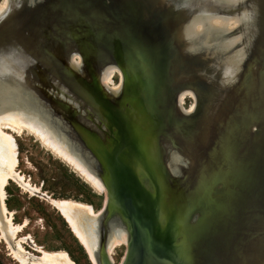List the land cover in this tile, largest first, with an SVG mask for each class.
<instances>
[{
    "label": "rangeland",
    "instance_id": "1",
    "mask_svg": "<svg viewBox=\"0 0 264 264\" xmlns=\"http://www.w3.org/2000/svg\"><path fill=\"white\" fill-rule=\"evenodd\" d=\"M24 1L25 0H20V3H17L13 0L7 10L0 14V22L11 16L18 6L24 5ZM54 1L57 2L58 0H47L44 3L42 2L41 5H47L49 3L53 5L55 4ZM185 1L186 0H169L168 2H160V0H121L120 13L123 15V19L118 18L119 21L117 22H119V26L118 23L115 24L113 21V25H103L93 29L81 28V26L78 27L77 21L75 20L82 18L81 21L85 23L87 18L93 17L92 19H98V11L100 13L102 12L101 9L96 11L94 6L96 3H100L101 0L95 2L91 8H87L85 4L74 12L65 10L66 13L64 17L62 16L58 20H60V22H67L70 26L76 24L77 26H74L76 30L74 31L77 34H71V38L73 39V36H81V39L73 42L72 40L70 41V34H61L62 29L60 28L57 32L62 39V48L66 47L64 42L65 44L70 42V45L73 44V46L82 49L69 50L78 53L74 59L80 61L82 69L85 67L86 70L93 69L94 66H92L93 64L90 62L96 63L95 71L96 69H100L104 62L119 64L121 73L115 70L111 74L112 81L106 83V86L99 84L98 76H96L94 72L86 76L84 82H82V77L75 76L78 74L73 71L68 64L69 53H67L66 57L67 65L57 60L50 64V75L53 80H51L47 86L43 80V84H40V81L33 83L25 79L26 73H23L21 76L28 85H32V88L38 89L44 98L55 105L63 107V110L70 120L72 134L73 132L76 135L78 134L77 136L78 138L80 137L85 149L89 147L95 151L98 156L103 153L99 148L90 146L84 135V131L96 138L101 146H105L108 149H115L118 157H123L125 155L128 162L120 161V164L123 166L124 170L129 172L130 176L132 175V177L136 179L143 192H153L152 189L149 188L151 185H148L147 181L151 182L150 179H153L156 180L155 183L157 184L159 173H161V170L164 168L165 181L168 183L167 197L172 204L171 212L176 209L179 214L186 211L188 202H194L195 200L199 201L201 197L197 196L198 193L203 196L212 182L215 183L222 180L223 176L227 174L226 169L229 168L230 165L233 166L237 164L240 156L235 147L232 146V137L229 136L227 131L221 132L222 136H220L217 141L219 147L213 150L212 156H216V158L217 156H223V161L217 162L216 169H212L202 175L198 187L193 188H186L180 185L181 181L185 179V175L182 177L177 176L176 178H169L166 165L161 161V153L165 154V150L167 149L168 152L169 148L167 142H164V139L160 140V136L163 134L164 137V132L169 131L176 134L181 139L182 137L175 127H184L186 124H190L189 128H192V130L194 126L198 124V129L202 130L204 127L203 120L205 115L212 109V104L216 100L217 94L222 87L233 85L239 73V71H234L224 80L223 70L221 68L214 66L210 67V62L213 63L215 60L214 54H209L207 56L203 53L188 54L181 50L174 39V35L178 20L180 18L185 19L179 14L182 8L185 9ZM233 1L234 4H232ZM254 1L256 0H231L230 6H228L229 11H237L250 4L248 9H250L253 17L258 20L262 11L261 5L264 2L262 0H257L259 3ZM1 2L2 0H0V3ZM104 13H108V11ZM225 20L226 25L230 27L227 31L228 38L240 39V34L242 33L241 26L243 25L239 24L234 14L228 16ZM97 22L100 21L98 20ZM9 25L7 23L3 25L2 30H6L10 33L12 32L11 35L4 37L5 39H12L17 36L13 34L12 31V29L16 28V26H14L15 24L12 23L11 26ZM56 27H60V25L57 24ZM250 33L254 34L255 32L251 30ZM200 36L202 35L200 34ZM256 38L257 41H259L256 49L261 50L263 47L261 34ZM232 39L230 40L231 42H236L231 45V48L234 49V51L231 52L233 55L232 58L239 61L242 60V67V65L247 63L250 52L245 53L243 56L244 52H242V48L240 47L239 55L237 49L239 46H242L243 43L242 41ZM13 41L16 47H19L20 51L22 50L23 52V49L26 48V52L24 53L32 54L30 53V49L27 48L28 44L24 39H13ZM49 46H51V44L47 43L45 48L47 49ZM145 47L149 48L151 53H148ZM256 49H253L251 52L256 51ZM83 50L86 51L91 60H88V56H86L85 53L82 54ZM235 51L237 52L235 53ZM103 58H105V61L102 62ZM141 69H143V71ZM121 74L124 79L123 84L121 83ZM239 74H241V72ZM176 76H180L181 78L179 83L174 82ZM249 77H251L250 72L245 76V80H248ZM10 87L9 81L0 78V96L10 94ZM107 90L108 92L118 91L120 93L119 95L117 93V97L113 98ZM181 90L182 92H180ZM261 92V100L264 101V87ZM128 93H131L133 97L137 98L139 103L136 104L137 102L135 99L131 100L128 97ZM178 93H183L179 105L176 103ZM193 93L196 95L197 100ZM86 94H92L96 96L98 100L94 102L89 99ZM98 101L102 104L100 113L97 107ZM152 103L155 104L154 110H151L153 109L152 106H147L149 110L147 109L148 111L145 112L140 108V106H143L145 110V104L152 105ZM171 103H173L175 107L172 106ZM88 106H92L93 111L89 110ZM84 110L85 114L81 116V112ZM176 112L185 115L180 116L179 114H175ZM95 114L100 120L96 129L100 127L102 131V133H100L102 135L95 128L76 119L77 116L78 118H84L86 121L92 122ZM95 119L97 118L95 117L94 120ZM159 124H162L163 128L154 132L152 137L145 135V132H152L153 127H157ZM76 126L79 132L76 130ZM102 126L105 127V130L102 129ZM252 129L255 130V127H252ZM162 130H164V132H161ZM13 136L17 146L18 160L15 169L37 189V191L30 192L29 190L23 189L19 183L12 179H8L4 186L5 197L3 202L5 208L13 212L12 222L19 224L27 220L25 227L18 233V236L29 235L32 242L41 246L46 251L65 252L66 255L70 257L69 259L73 264H92L86 250L82 244H80L77 237L73 235L74 233L69 228L68 223L57 209L50 204L48 197L72 200L85 204L89 206L92 211L99 213L95 217L96 220L94 219L92 221V219H88L83 223L84 226L88 224L91 225L85 226L89 238H97L98 242L95 250L99 260L103 262L105 259L107 262H110V264L111 262L112 264H121L127 248L126 243L119 241L115 243L111 247V251L108 252L106 251V242L111 240L109 237L111 234L109 218L114 216L118 217L117 219L120 220L123 227L129 231L128 220L123 208L117 207L116 210L109 212L106 203V196L108 197V195L106 194L104 197L106 192L95 190L68 162H66V160H63L51 149L47 148L41 142L40 138L38 139L37 136L27 131L26 128H23L22 133L19 135L13 133ZM140 139L143 140L142 142L144 144L150 145L152 149L155 150L151 151V156L153 157L152 166L148 159L142 155L141 149L138 147ZM167 141L170 145L175 146L173 138L167 139ZM244 147V144H241L239 149ZM239 149L238 151L240 152ZM170 154L171 156L168 157V160L176 166L175 174H177L180 170L178 165L183 162L180 154L176 153L175 150L170 151ZM181 155L188 163L190 160L189 157L182 152ZM133 162L136 163L138 168L135 167ZM92 169L95 170L93 166ZM129 174H124L123 177L126 175L129 176ZM236 180L241 185V191L235 194L231 201H229V204L226 200L228 195L224 191L223 202L229 205L227 206V210L230 209V211L234 212L235 218L238 216L240 223L246 225L253 222L256 223L264 214V163L262 162L256 171H242ZM129 187L132 193L135 186L130 184ZM154 196L151 198V204L152 208L155 209L154 218L156 219L157 227L153 225V227L156 228L153 235H155V239L157 240L156 237L163 231L162 227L160 228V222L164 216L160 214ZM256 207H258V209L259 207L261 208V213H258L260 211H257L258 209ZM142 208L146 214L144 215L143 213L144 219H149L150 215L145 212L144 206ZM247 209L252 211L247 214ZM227 210L225 209L224 212L226 213ZM216 212L220 213L221 209L216 208ZM0 214L2 217L5 215L3 212H0ZM86 222H88V224ZM211 222L208 221L206 227L209 226ZM234 222L236 223L237 221L235 220ZM103 225L105 228L102 227ZM199 239L203 240L209 247H215L217 243L214 229L213 231L207 229L202 233L200 232ZM178 240V237L173 238L172 242L169 241L170 245L173 241ZM249 240L250 239H247L246 244H248L247 242H249ZM243 241L244 240L241 239L239 242V244L242 243L243 245L237 244L236 247H246ZM11 242L14 245L16 240L13 239ZM23 246L30 253L38 255V253L33 250V246L30 242L23 243ZM181 250L183 257L185 256L184 259L188 260L187 256L189 255L187 250L184 247H181ZM245 253L247 255L240 254L244 258H248L249 255L246 250ZM172 254L171 252H169V254L167 252V255L170 257L174 255L173 258H178L177 252ZM203 256H211L208 249H199L195 254L196 259L181 264H205L198 259H204ZM0 264H19L13 258L7 242L1 236ZM208 264L210 263L208 262Z\"/></svg>",
    "mask_w": 264,
    "mask_h": 264
},
{
    "label": "bare ground",
    "instance_id": "2",
    "mask_svg": "<svg viewBox=\"0 0 264 264\" xmlns=\"http://www.w3.org/2000/svg\"><path fill=\"white\" fill-rule=\"evenodd\" d=\"M12 1L13 0H4L1 2L0 14L7 10ZM45 1L25 0L23 3L27 6V8L33 7L34 10H43V8L54 5H51L50 3L47 5H41V3H44ZM68 1L70 2V4L74 3L72 4L74 8L69 10L74 12L85 4L87 8H91L98 0ZM78 1L82 3L78 4ZM166 1L168 2L169 0H160V2ZM15 2L20 3V0H15ZM118 2L120 3L121 0H101L100 3L95 4L94 9L98 11V9H101L100 7L102 6V4L104 6L108 4L110 7H112L116 4L118 5ZM230 2L231 0H186L184 2L185 9L182 8V10L179 11V14L182 15V17L185 19L180 18L178 20V25L175 27L174 35L175 41L180 46L183 52H186L188 54L203 53L205 56L214 54L215 60L213 61V63L210 62V67L214 66L221 68L223 70L222 73L224 80L234 71H240L238 69H240L242 62V60L239 61L232 58L233 55L231 54V52H233L234 49L231 48V45L236 42H231L230 40L232 38H228L227 31L230 27L226 25L225 19L228 16H232L234 14L235 19L239 22V24L243 25L241 26L242 33L240 34V39H237L238 41H242L243 43V45L239 46V48L237 49L239 51V55L241 48L242 52H244L243 56L245 55V53H249L253 49H256V47L258 46L257 44H259V41H257L256 37L261 34V27L257 25V19L253 17L250 9H248L250 4L244 6L240 10L230 12L228 7L230 6ZM232 4H234V1L232 2ZM98 14L99 16H97L100 18L101 13L99 11ZM119 17L120 19H123V15H121V13ZM251 30H254L255 33L251 34ZM200 34L202 36H200ZM13 39L20 38L18 36H15L12 39H5L4 37L0 39V78L2 80L9 81L11 85L10 94H4L0 96V212L5 213L3 217L0 214V236L3 237L7 242L13 258L19 264H73L69 259L70 257H68L65 252L46 251L41 246L36 245L34 242H32L29 235L18 236V233L25 227L27 220H24L19 224L13 223V212L8 211L5 208L3 202L5 197L4 186L6 185L8 179L16 181L23 187V189L29 190L30 192L37 191V189H35L30 184V182L23 178V176L20 175V173L15 169L18 160L17 146L13 133H17L19 135L20 133H22L23 128H26L27 131L32 132L34 136L38 137V139L40 138L41 142L47 148L51 149L63 160H66V162H68L71 167L76 172H78V174L81 175L95 190H102L106 192V194L108 195V197L106 196V203L109 212L116 210L117 207L123 208V211H125L126 218L128 220L129 231H127L123 227V225L120 223V220L117 219L118 217L114 216L112 218H109L111 227V234L109 235V237L111 240H108V242H106V251L108 252L111 251V247L115 243L119 241L126 243L127 248L121 264H130V262L134 259L132 252L134 228L131 214L124 204V198L130 202L134 219L141 229V235L144 239V242H142V244H144L145 253L160 255L167 254V252L168 254L169 252H171V254H175V252L178 251V258L180 259L183 256L182 250L181 248H179L177 251H174L169 248L170 242H172L173 238L169 237L170 235L166 233V231L163 230L160 235L156 237L157 240L155 239V235H153L156 230V228L153 227V225H156V219L154 218L155 209L152 208L151 198H153L154 196L155 187H153L152 185L149 187L153 192H143L136 179L133 178L132 175L130 176L129 172L127 170H124L123 166L120 164V161L128 162L126 156L124 155L123 157H118L115 149H108L105 146H101L96 138H94L91 134L87 133L83 129H80L84 131V135L86 136L90 146L99 148L103 152L100 156H98L95 151L90 149L86 144L89 149H86V151L91 155V159L86 161V152L85 150H82L80 152V150L77 148L79 147V143L72 136V126L68 115L63 110V107L60 105H55L51 101L44 98V96L38 89L32 88V85H28L21 77L23 73H26V76L24 77L25 79L32 81L33 83L36 81H40V84H43V80L47 85L51 80H53L50 72L45 70L41 73V78L36 75L34 76V73L39 74V72L42 71V67H36V63L32 61V56L38 58L39 55L24 53L26 52V48L23 49V52L22 50L20 51L19 47H16L14 42L15 40L13 41ZM233 39L236 40V38ZM65 45L69 47L68 43H66ZM145 49H147L148 53H151L149 48L145 47ZM262 49L263 47L261 48V51ZM236 52L237 51H235V53ZM68 53V64L73 69V71L78 74L75 76H82L86 78L85 70L80 66V61L74 59L78 53L69 50ZM103 61H105V58L102 59V62ZM104 63L102 64V67L100 69H96L95 71L96 76H98L99 84H101L102 86L112 81L111 74L115 70L121 73L119 64L111 62H107L105 64ZM94 67H96V63L94 64ZM180 81V76H176L174 82L179 83ZM123 82L124 79L121 74V83L123 84ZM7 92L9 93L8 89ZM180 92H182V90ZM117 93L119 95L120 92H110L113 98L117 97ZM179 93L176 100V103L178 105L180 104L184 92L181 94ZM86 95L94 102L98 100L96 96L92 94ZM128 97L131 100L135 99L137 102L136 104L139 103L137 98L133 97L131 93H128ZM194 97L197 100L195 94ZM97 104L96 106L98 107L100 113L102 104L100 101H98ZM171 104L172 106H174L173 103ZM147 106H152L153 109L151 110L155 109L154 103H152V105L145 104V110L143 106H140V108L145 112L149 110ZM88 109L93 111L92 106H88ZM84 114L85 110L81 112V116H83ZM95 117L97 119L94 120ZM76 119L85 124H88L95 129L97 124L100 123L99 117L96 114L94 115L92 122H88L84 118H78L77 116ZM162 126V124H159L157 127L154 126L152 132H145V135L152 137L154 132H157L163 128ZM102 127V129L105 130V127ZM75 128L79 132L77 126ZM96 130L99 133H102L100 127ZM142 141L143 140L140 139L138 147L141 149L142 155H144V157L148 159L152 166L153 157L151 156V151L155 150H153L150 145L144 144ZM164 142H167V146L169 148L168 152L167 149L165 150L166 168L169 172L175 174L176 166H174L173 163L168 160V157L171 156L170 151L175 150L176 153L180 154L183 163L178 165L179 168L187 165V161L183 158V156L181 155V151H179L177 147L170 145L167 139H164ZM164 146L166 147L165 144ZM133 163L135 167L138 168L136 163ZM91 165L93 166V168H95V170L92 169ZM124 174H129V176L126 175L123 177ZM150 181V184H154L155 182L153 179H150ZM130 184L135 186V189L132 193L129 189ZM48 200L50 204L57 209L60 215L68 223L69 228L74 233L73 235L77 237L80 244H82V246L86 250L88 258L90 259L92 264H110V262H107L105 259L103 262L99 260L95 250L98 242L97 238H89L86 233L87 231L85 230V226L91 225H89L88 222H86L88 225L84 226L83 224L84 221H87L85 219L87 215L93 221L99 213L92 211V209L85 204L72 200L59 198L55 199L50 197H48ZM143 206L146 210L145 212L150 215L149 219H144L143 217ZM144 215L146 214L144 213ZM13 239L16 240L14 245L11 242V240ZM25 242H30L33 246V250H35L38 255H34L27 251L23 246V243ZM147 264L152 263L148 262ZM178 264L181 263L179 262Z\"/></svg>",
    "mask_w": 264,
    "mask_h": 264
},
{
    "label": "water",
    "instance_id": "3",
    "mask_svg": "<svg viewBox=\"0 0 264 264\" xmlns=\"http://www.w3.org/2000/svg\"><path fill=\"white\" fill-rule=\"evenodd\" d=\"M262 1L264 2V0ZM254 2L259 3L257 0ZM77 3L81 4L82 2L78 1ZM72 4L74 3L70 4L68 0H58L53 6L43 8V10H34L33 7L27 8L26 5H20L11 16L0 22V39L12 33L2 30L4 23L8 25H12L13 23L16 26V28L13 26V34L25 40L28 44L27 48L30 49V53L39 55L38 58L32 56V61L36 63V67H42V71L39 74L34 73V76L36 75L41 78L42 72L45 70L50 72L49 66L53 61H62L64 65H67L66 57L68 50L80 49L69 43V47L66 46V49L62 48V39L57 30L62 29L61 34H70V41L72 40L74 42L75 40L81 39V36H73V39L71 38V34H77L74 31L76 30L74 26L78 25L81 28L93 29L103 25H113V21L115 24L118 23L119 26V22L117 21L120 18V3L112 7L108 4H105L106 6L102 4L101 17L98 19L87 18L84 23L81 21L82 18H74L77 21V25L74 24L73 26H70L69 23L64 21L60 22L58 19L62 16L64 17L65 10L74 8ZM261 9L257 25L261 27L263 49L262 51L256 49V51L250 52L247 63L242 65L239 71L241 74L238 73L233 85L222 87L217 94L216 100L212 104V109L205 115L202 130L198 129V124L194 126L193 130L189 128L190 124H186L184 127H175L182 137L181 139L176 134L169 131L164 132V130L161 131L165 133L164 137L163 134L160 136V140L173 138L174 144L179 151L190 159L187 165L182 166L180 172L177 174H172L166 168L169 178L185 175V179L180 183L183 187H198L202 175L212 169H216L217 162L223 161V156H217V158L216 156H212L213 150L219 147L217 141L222 136L221 132L223 131H227L233 139L231 140V143H233L232 146L240 154L238 163L233 166L230 165L226 169L227 174L223 176L222 180L215 183L212 182L203 196L198 193L197 196L201 197L199 201L188 202L186 211L180 214L177 213L176 209L171 212L172 204L167 197L168 183L165 181V169L163 168L161 173H159L157 184L155 182L154 184H150L147 181L148 185L155 187L154 200L158 204L160 214L164 216L160 222L162 230H166V233L170 235L169 237L179 238L178 241H173L170 248L177 251L179 248L184 247L189 255L187 256L188 260L184 259L185 256L179 259L177 257L173 258L174 255L170 257L167 254L157 255L145 253L144 244H142L144 239L141 235V229L134 219L130 202L124 198V204L131 214L134 228L132 243L134 259L130 264H147L148 262L152 264L187 263L196 259V252L204 248L208 249L211 256H203L204 259H198L205 264H208V262L210 264H264V214L256 223L253 222L246 225L240 223L238 216L237 218L234 217V212L230 211V209L227 210L229 201H231L237 192L241 191V185L236 180L238 175L242 171H256L261 163H264V103L261 100V91L264 87V3L261 5ZM105 11H108V13H104ZM98 20L100 22H97ZM57 24L60 27H56ZM47 43L51 44V46L46 49L45 45ZM84 53L88 56V60H91L85 50L82 51V54ZM90 63L93 66L95 64L94 62ZM84 70L85 76L93 72L95 73V67L87 71L85 67ZM141 70L143 71V69ZM248 72L251 73V77L245 80ZM82 78L84 79V77ZM175 114H179L180 116L185 115L179 112ZM252 127H255V130ZM77 135L74 132L72 134L74 139L77 142L79 141V147L77 148L80 152L85 150L86 157H84L87 161L91 159V155L86 151L80 137L78 138ZM241 144H244L245 147L239 149ZM165 159V154L161 153V161L165 163ZM224 191L228 195L226 197L228 204L223 202ZM105 196L106 193L104 194ZM216 208H220L221 212L217 213ZM256 208L258 209V207ZM225 209L227 210L226 213L224 212ZM251 211L247 209L246 212L248 214ZM257 211L261 213V208L259 207ZM85 219L88 220L91 218L87 215ZM235 220L237 221L236 223L234 222ZM208 221L213 222L206 227ZM102 227L105 228L104 225ZM207 229L211 231L213 229L215 230L217 237L215 247H209L203 240L199 239L200 232L202 233ZM241 239L244 240L243 243L245 244L247 239L250 240L247 242L246 247L238 246L237 248L236 245L239 244ZM239 245L243 244L241 243ZM245 250L249 255L248 258H244L240 254L247 255Z\"/></svg>",
    "mask_w": 264,
    "mask_h": 264
},
{
    "label": "crops",
    "instance_id": "4",
    "mask_svg": "<svg viewBox=\"0 0 264 264\" xmlns=\"http://www.w3.org/2000/svg\"><path fill=\"white\" fill-rule=\"evenodd\" d=\"M2 1H4V0H2ZM1 4V3H0ZM85 80L83 79V81L82 82H84Z\"/></svg>",
    "mask_w": 264,
    "mask_h": 264
}]
</instances>
